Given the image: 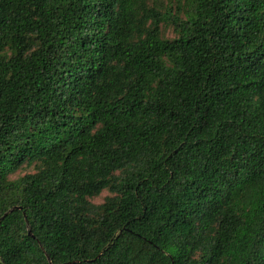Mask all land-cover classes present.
<instances>
[{
  "label": "trees",
  "instance_id": "1",
  "mask_svg": "<svg viewBox=\"0 0 264 264\" xmlns=\"http://www.w3.org/2000/svg\"><path fill=\"white\" fill-rule=\"evenodd\" d=\"M0 264H264V0H0Z\"/></svg>",
  "mask_w": 264,
  "mask_h": 264
},
{
  "label": "rangeland",
  "instance_id": "2",
  "mask_svg": "<svg viewBox=\"0 0 264 264\" xmlns=\"http://www.w3.org/2000/svg\"><path fill=\"white\" fill-rule=\"evenodd\" d=\"M163 33H164V37H166V38L171 39L174 37V33L172 32L171 29H165ZM33 172H34V169L32 167L23 166L16 173H14L10 176V180L19 179V178L23 177L24 175H26L27 173H33ZM111 195L112 194L106 190L99 197L93 198L92 202L95 204H102L104 202V200Z\"/></svg>",
  "mask_w": 264,
  "mask_h": 264
},
{
  "label": "water",
  "instance_id": "3",
  "mask_svg": "<svg viewBox=\"0 0 264 264\" xmlns=\"http://www.w3.org/2000/svg\"><path fill=\"white\" fill-rule=\"evenodd\" d=\"M15 209H21V208H13V209H11L9 212H7V213L5 214V216H6L7 214L11 213L12 211H14ZM29 234H30V236H32V235H31V231H29Z\"/></svg>",
  "mask_w": 264,
  "mask_h": 264
}]
</instances>
